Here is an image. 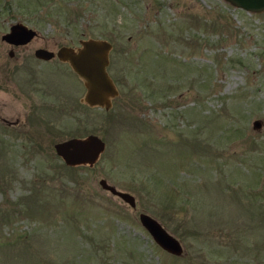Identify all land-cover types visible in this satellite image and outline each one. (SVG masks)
<instances>
[{
  "label": "rangeland",
  "instance_id": "rangeland-1",
  "mask_svg": "<svg viewBox=\"0 0 264 264\" xmlns=\"http://www.w3.org/2000/svg\"><path fill=\"white\" fill-rule=\"evenodd\" d=\"M15 21L37 34L5 41ZM89 36L112 42L119 93L108 109L82 101L68 62L34 55ZM90 132L106 143L99 159L65 164L54 143ZM140 211L183 252L159 246ZM49 263L264 264V10L0 0V264Z\"/></svg>",
  "mask_w": 264,
  "mask_h": 264
},
{
  "label": "water",
  "instance_id": "water-1",
  "mask_svg": "<svg viewBox=\"0 0 264 264\" xmlns=\"http://www.w3.org/2000/svg\"><path fill=\"white\" fill-rule=\"evenodd\" d=\"M234 6L249 11L264 10V0H226ZM37 31L35 28L22 21H15L9 26V30L1 37L5 41L18 45L29 42ZM112 42L106 38L89 36L79 39L77 47L63 44L56 51L39 46L34 49V55L40 59H50L57 56L60 60L69 63L71 68L83 80L86 88L83 100L91 106L99 105L108 109L112 106V99L118 95L119 90L108 72L107 66L110 62L109 53ZM13 53V50H10ZM261 120L255 118L253 126L259 127ZM106 143L97 133H87L83 136H71L54 143L56 153L67 165L85 164L92 166L104 151ZM102 188L119 196L123 201L136 206V198L133 193L117 188L107 181L105 177L99 179ZM139 220L151 234L155 242L166 251L179 255L183 252L181 241L171 233L156 217L140 211ZM55 264V263H49Z\"/></svg>",
  "mask_w": 264,
  "mask_h": 264
},
{
  "label": "flooded vegetation",
  "instance_id": "flooded-vegetation-1",
  "mask_svg": "<svg viewBox=\"0 0 264 264\" xmlns=\"http://www.w3.org/2000/svg\"><path fill=\"white\" fill-rule=\"evenodd\" d=\"M27 25H28V24H27ZM25 44H26V43H25ZM12 45H14V44H12ZM36 48H37V47H36ZM111 49H112V48H111ZM10 50H13V53H11ZM8 53H9L10 56H13V55L15 54V51H14V49L11 47V48L9 49ZM37 58H38V57H37ZM57 58H58V57H57ZM47 60H48V59H47ZM85 90H86V88H85ZM84 93H85V92H84ZM82 101L85 102V101L83 100V97H82ZM112 102H113V100H112Z\"/></svg>",
  "mask_w": 264,
  "mask_h": 264
}]
</instances>
